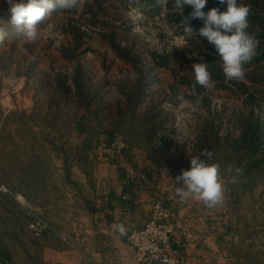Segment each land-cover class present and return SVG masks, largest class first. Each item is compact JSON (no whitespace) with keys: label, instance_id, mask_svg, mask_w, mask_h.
<instances>
[{"label":"rangeland","instance_id":"1","mask_svg":"<svg viewBox=\"0 0 264 264\" xmlns=\"http://www.w3.org/2000/svg\"><path fill=\"white\" fill-rule=\"evenodd\" d=\"M70 1L53 0L58 10L46 15L37 40L29 42L0 0V264H70L81 252L86 239L76 235L72 204L48 212L38 204L62 190L72 193L80 184L78 170H93L98 155H152L146 165L159 167L165 182L168 158L176 177L186 159L189 167L193 157L207 160L205 149L213 153L207 162L220 165L225 187L223 204L212 209L217 219L208 223L212 235L221 238L228 264H264V0H238L250 6L248 31L260 41L243 81L226 79L205 38L185 35L189 6L180 12L169 0L152 13L138 1L75 0L60 8ZM213 7L226 10L208 0L204 11ZM190 26L198 30L203 21L192 19ZM113 45L130 61L119 60ZM204 62L215 87L193 89L192 64ZM138 78L145 81L141 105L166 111L160 129L173 146L165 147L163 139L127 146L115 131L112 148L95 140L96 131L79 129L99 103L117 105L119 93L134 90ZM84 138L86 144H79ZM35 221L38 229L31 226Z\"/></svg>","mask_w":264,"mask_h":264},{"label":"crops","instance_id":"2","mask_svg":"<svg viewBox=\"0 0 264 264\" xmlns=\"http://www.w3.org/2000/svg\"><path fill=\"white\" fill-rule=\"evenodd\" d=\"M120 58L123 62L130 61L128 57ZM144 85L145 81L138 78L134 90L123 95L119 93L117 105L113 101L99 103L91 121L79 124V129L96 131L95 140L105 146L109 145L110 135L115 131L124 135L127 146H153L162 139L165 147L173 146V139L161 134L164 129H160L164 122L162 114L166 111L157 108L150 112L147 103L145 106L140 103ZM203 134L208 135V132L205 130ZM79 144L85 145L86 138ZM150 156L125 153L120 158H108L101 154L97 156L98 165H94L93 170L84 167L78 170L75 178L80 184L73 186L70 196L62 190L58 198H53L50 188L46 187L49 201L39 203L40 208L48 212L51 208L60 209L67 203L72 204L78 219L71 221L78 228L76 235L82 237L81 240L86 239L81 252L70 264H137L132 245L124 235L111 230L110 224L121 221L128 229L142 227L152 216L157 203L169 212L168 219L186 221V229L177 233L172 242L173 253L181 264H228L221 238H215L208 227L209 221L217 219L213 216L216 215L213 208H207L196 199L181 201L175 194L179 185L174 180L177 168L170 165L171 159H167L163 172L166 180L162 182L159 167L151 163L146 165ZM185 162L179 170L189 168ZM65 174L62 173L63 181ZM19 197L36 206L26 195Z\"/></svg>","mask_w":264,"mask_h":264},{"label":"clouds","instance_id":"3","mask_svg":"<svg viewBox=\"0 0 264 264\" xmlns=\"http://www.w3.org/2000/svg\"><path fill=\"white\" fill-rule=\"evenodd\" d=\"M5 2L9 5L11 13L10 23L21 27L25 39L29 42L37 40L40 22L56 7L53 0H5ZM157 2L166 6L169 0ZM74 3L75 0H71V3H65L63 6L68 8ZM171 3L180 12H183L185 6L191 7V13L182 21L185 35L205 38L214 46L220 57L218 64L226 79L243 81L246 78L245 65L254 58L260 44L256 35L248 31L250 6L238 3V0H218L220 5L226 6V10L221 11L220 8L213 7L205 12L208 0H171ZM192 19L202 20L203 27L194 30L190 26ZM192 70L195 79L193 89L197 84L208 90L215 87L208 63L192 64ZM201 156L207 157V160L201 159L200 156L191 158L190 167L175 177L174 180L179 185L175 194L181 201L196 199L211 209L223 204L225 187L221 181L220 165L207 162L212 159L213 153L205 149ZM241 171L240 168H236L237 173ZM113 227L122 235L126 233L123 224H116Z\"/></svg>","mask_w":264,"mask_h":264},{"label":"built area","instance_id":"4","mask_svg":"<svg viewBox=\"0 0 264 264\" xmlns=\"http://www.w3.org/2000/svg\"><path fill=\"white\" fill-rule=\"evenodd\" d=\"M111 141L109 144L113 148L116 141L113 143ZM117 143L120 145L118 139ZM168 217L169 212L160 203H157L152 216L142 227L128 229L121 221H114L110 224V228L117 231L113 227L114 225H124L126 233L123 235L135 250L137 264H181V261L173 253L172 242L177 233L186 229V221L181 218L171 220ZM39 225V221L31 223L35 229H38ZM62 237L65 238V234Z\"/></svg>","mask_w":264,"mask_h":264},{"label":"trees","instance_id":"5","mask_svg":"<svg viewBox=\"0 0 264 264\" xmlns=\"http://www.w3.org/2000/svg\"><path fill=\"white\" fill-rule=\"evenodd\" d=\"M137 1H138V3H140L139 5L144 7L145 10H151L152 13H159L160 9L162 8L161 4H157L158 3L157 0H132L133 3L137 2ZM65 3H71V1L65 2ZM65 3H62L60 8H63L64 7L63 5ZM86 6L89 9V11H91V14L93 16H95V12L93 11L92 5L88 4V2H87ZM57 10L58 9H54L53 11H57ZM16 37H18V36H15V38ZM113 46H114V49L120 54L121 57L126 58V56L123 55V53L120 51V49L117 48V46H115V45H113ZM246 135H247V131H245L243 133V139H245ZM254 145H255V142L253 141V144H251V147H253ZM256 147H257V144H256Z\"/></svg>","mask_w":264,"mask_h":264}]
</instances>
